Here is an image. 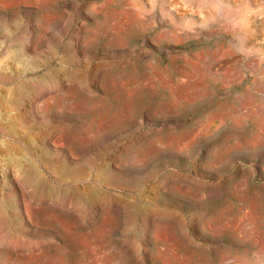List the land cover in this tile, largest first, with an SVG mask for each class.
<instances>
[{"label":"rangeland","instance_id":"rangeland-1","mask_svg":"<svg viewBox=\"0 0 264 264\" xmlns=\"http://www.w3.org/2000/svg\"><path fill=\"white\" fill-rule=\"evenodd\" d=\"M0 264H264V0H0Z\"/></svg>","mask_w":264,"mask_h":264},{"label":"bare ground","instance_id":"bare-ground-1","mask_svg":"<svg viewBox=\"0 0 264 264\" xmlns=\"http://www.w3.org/2000/svg\"><path fill=\"white\" fill-rule=\"evenodd\" d=\"M14 167V166H13Z\"/></svg>","mask_w":264,"mask_h":264}]
</instances>
